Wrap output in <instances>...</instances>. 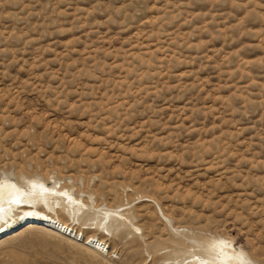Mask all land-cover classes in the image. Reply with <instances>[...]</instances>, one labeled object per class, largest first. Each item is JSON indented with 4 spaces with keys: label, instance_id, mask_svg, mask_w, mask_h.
Returning a JSON list of instances; mask_svg holds the SVG:
<instances>
[{
    "label": "rangeland",
    "instance_id": "obj_1",
    "mask_svg": "<svg viewBox=\"0 0 264 264\" xmlns=\"http://www.w3.org/2000/svg\"><path fill=\"white\" fill-rule=\"evenodd\" d=\"M3 177L68 187L115 254L33 231L0 264H191L213 238L264 264V0H0ZM99 209L128 221L95 235Z\"/></svg>",
    "mask_w": 264,
    "mask_h": 264
},
{
    "label": "bare ground",
    "instance_id": "obj_2",
    "mask_svg": "<svg viewBox=\"0 0 264 264\" xmlns=\"http://www.w3.org/2000/svg\"><path fill=\"white\" fill-rule=\"evenodd\" d=\"M45 182L47 183L30 177L21 185L6 177L0 179V208L3 209L0 245L7 239L16 237V234L23 235L33 231L56 236L72 244L78 242L77 238L80 236L81 247L88 254L113 258L115 252H110L103 240L92 235L84 237V231H76L75 226L69 222L72 219L75 223L84 216L89 211L88 204L81 198L74 197L68 187H57L55 184L49 186ZM17 198L22 202L12 203ZM96 214V226L93 230L95 235L100 233L105 236V232L108 236L114 223L119 222L122 226L128 221L127 217L115 210L99 209ZM19 225L24 227L20 228ZM71 237L74 238V243L70 240ZM205 251L204 256L192 254L191 264H238L236 251L225 238H213Z\"/></svg>",
    "mask_w": 264,
    "mask_h": 264
},
{
    "label": "snow or ice",
    "instance_id": "obj_3",
    "mask_svg": "<svg viewBox=\"0 0 264 264\" xmlns=\"http://www.w3.org/2000/svg\"><path fill=\"white\" fill-rule=\"evenodd\" d=\"M22 201L17 198V199H14L12 201V203H16V204H19L21 203ZM2 213H3V209L0 208V222H2ZM238 264H250V262L245 258L244 254L241 253L238 257Z\"/></svg>",
    "mask_w": 264,
    "mask_h": 264
}]
</instances>
